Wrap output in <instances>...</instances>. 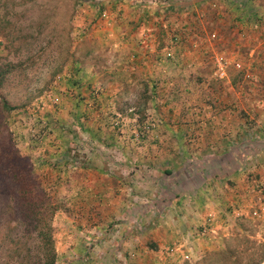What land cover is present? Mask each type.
Listing matches in <instances>:
<instances>
[{
  "label": "rangeland",
  "instance_id": "374dc122",
  "mask_svg": "<svg viewBox=\"0 0 264 264\" xmlns=\"http://www.w3.org/2000/svg\"><path fill=\"white\" fill-rule=\"evenodd\" d=\"M232 147L248 156L247 216L223 214L215 234L227 179L202 187L188 170L192 199L151 205L165 170ZM16 152L54 204L55 264H197L245 241L262 256L264 0H0V264H35ZM89 180L110 184L108 217Z\"/></svg>",
  "mask_w": 264,
  "mask_h": 264
},
{
  "label": "trees",
  "instance_id": "16d2710c",
  "mask_svg": "<svg viewBox=\"0 0 264 264\" xmlns=\"http://www.w3.org/2000/svg\"><path fill=\"white\" fill-rule=\"evenodd\" d=\"M196 1L203 2L206 0ZM244 3L245 2L241 4ZM2 106L4 109H8V105L5 102L2 103ZM245 146H247L248 149H252L254 146L259 147L260 150L263 149V145L258 141L247 142ZM256 150H250V152L255 153ZM240 152L241 149L238 151L234 148L229 153L223 155V157L207 159L199 163L186 164L185 170H188L192 175L198 170H210L204 177L206 181H212L218 178L222 180L233 171L235 172L237 168H243L245 161L242 158L244 155L245 157L247 155ZM14 159L17 162L23 163L24 167L22 166V169L15 167L7 172L13 180L14 194L16 195L20 219L25 223L27 228H32L31 230L35 232L38 240V256L35 264H55V252L51 236L52 227L50 225V221L55 213L54 204L51 197L44 192L41 185L36 181L27 160L22 158L17 152ZM191 165H193V168H190ZM194 167L195 170L192 171ZM158 181L161 182L162 188L159 196L160 198L157 201L161 202V200H164V202H162L163 204H168L167 202L179 198V196L184 193V187L180 186L181 180L179 179V175L171 170L163 172V176ZM168 183H170V185ZM152 205L157 206L158 203L154 202ZM146 207L147 206L143 208ZM245 243L246 244L242 246H228L223 252L209 254L203 261L197 264H243L242 260L244 258L250 261L247 264H258L264 261V254L259 257L263 248L261 250L254 246H250L249 248L247 246L248 241H245ZM22 254L23 252H21V255Z\"/></svg>",
  "mask_w": 264,
  "mask_h": 264
},
{
  "label": "crops",
  "instance_id": "0c3cea01",
  "mask_svg": "<svg viewBox=\"0 0 264 264\" xmlns=\"http://www.w3.org/2000/svg\"><path fill=\"white\" fill-rule=\"evenodd\" d=\"M141 43H142V41L139 40L135 44H140L141 45ZM169 118H170V120L173 121V119L171 117H169ZM163 121L165 122L166 119H164ZM168 121L169 120H167V122ZM234 148H236L239 151V148L238 147H232L230 149V151L232 149H234ZM229 152H226L225 154H227ZM259 153H261V150L260 149H259V151H256L251 156H258ZM225 154H221L219 157L218 156L206 157L204 160L206 161L207 159L220 158V157H223V155H225ZM245 158H246V162H247L248 156H246ZM204 160H200V162L201 161H204ZM188 162L190 164V163H195L196 161H194L193 159H189ZM246 162H244V165H243V168L242 169H238L237 168V170L235 172L233 171L230 175H228L227 177H224L222 179V180H224L225 178L227 179V181H226V183L228 182V185L227 186L230 187L229 188L230 190H229V192L227 194H230L232 196H231L230 199H228L230 202L229 203H223V205H221V207L218 210V212L221 213V214L218 216L216 225H214L215 234H217L219 231L220 232H224L226 228H223V226L227 227V225H224L225 221L222 220L223 214H225L226 216L227 215L228 216L231 215L234 218V216L240 215V214H238L239 212L242 215H244V216H247L248 213H249L248 209H250V207L252 206V204H251V200H252L251 197L252 196L250 197V195H249V191L250 190L248 189V188H250V186L248 184H246V183H244V184L242 183L243 182V178H242L243 176H242V174H243V170H245V167H246V164H247ZM185 168H186V166L184 165V169H182L180 171H176L174 169H168V170H171L174 173H177L179 175V179L181 180L180 186L181 187H184L183 188L184 193L181 196H179V198H175V199L171 200V202H167L168 204H163L162 202H164V200H161V202L157 201L160 197H158V199H156L155 201L153 200L152 204H154V202H157L158 203L157 206H159V208L162 209V210H165V208L167 209L170 206H171L170 209H175V208H180V207H183L184 206L185 201H183V200H186V199H184L185 196L189 195V197H190L189 199H192L193 198V196H194L193 194L195 192L189 191V187H188L189 186L188 184L191 183L192 180H190L189 183H186V181H184V178L182 177V173L184 171H186ZM209 171L210 170H206V171L198 170V171H195V174H193L194 178L199 177L203 181L202 182V184H203L202 187H207V186H209L211 184L216 183L217 181L222 182V180H219V178L218 179H214L212 181H208V180L206 181V178H204V177L207 175V173ZM221 176H223V175H221ZM161 177H159L157 179V187L160 190L159 194L161 193V188L162 187H161V184H160L161 182H159L158 180H160ZM83 185H87L88 187H94V188L96 187L97 189H100L101 194L100 193H96L97 196H98L97 199H98V201L99 200H106L103 203V208L104 209H107L105 212H107V217H108L109 216V212L111 210V206H112V203H111V200H110V197H111L112 193H110V191H109V189L111 190L110 184L107 183V182H100V180H89V184H83ZM81 194H82V191L81 190L75 191V199L78 196L79 197V200H83V199L85 200L84 197L80 196ZM223 200L225 201L227 199L226 198H223ZM143 206H140V207H137V208H133L132 211L129 210L128 211V214L135 213L139 208H143ZM154 206H156V205H154ZM223 208H226V210H223ZM79 212H80V210H79ZM104 217H106V216L104 215ZM170 242H173L172 239H170ZM203 245H204V243L198 244V246H200V247H202Z\"/></svg>",
  "mask_w": 264,
  "mask_h": 264
},
{
  "label": "built area",
  "instance_id": "2783aa9c",
  "mask_svg": "<svg viewBox=\"0 0 264 264\" xmlns=\"http://www.w3.org/2000/svg\"><path fill=\"white\" fill-rule=\"evenodd\" d=\"M104 19L106 18V15L103 14ZM228 62L223 56H218L215 59V70H216V76L219 79H225L226 77V70H227ZM234 66L238 69H240V64L235 63Z\"/></svg>",
  "mask_w": 264,
  "mask_h": 264
}]
</instances>
